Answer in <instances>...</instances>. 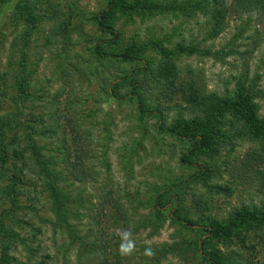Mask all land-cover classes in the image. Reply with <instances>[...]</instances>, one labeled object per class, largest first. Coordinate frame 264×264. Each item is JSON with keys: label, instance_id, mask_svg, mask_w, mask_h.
<instances>
[{"label": "rangeland", "instance_id": "obj_1", "mask_svg": "<svg viewBox=\"0 0 264 264\" xmlns=\"http://www.w3.org/2000/svg\"><path fill=\"white\" fill-rule=\"evenodd\" d=\"M106 1L0 0V264H207V233L173 211L212 229L222 264H264V17L123 0L163 9H115L111 39L92 20Z\"/></svg>", "mask_w": 264, "mask_h": 264}, {"label": "trees", "instance_id": "obj_2", "mask_svg": "<svg viewBox=\"0 0 264 264\" xmlns=\"http://www.w3.org/2000/svg\"><path fill=\"white\" fill-rule=\"evenodd\" d=\"M233 1H234V4L237 5L239 8L247 9V10L248 9L257 10L259 12V14L262 17H264V0H233ZM117 8L125 10V11H133L136 9H148V10L163 9L159 5L144 4V3H141L139 1L133 2L131 4H127L123 0H107L104 8L99 13L92 16V20L95 22V24L97 25L99 30L103 34L110 36L111 39H115L117 37L116 31L113 29V27L110 24L112 14H113L114 10ZM100 54H102V53L100 52ZM121 57L124 59H130V57L128 55H125V54H122ZM176 89L177 90L179 89L181 91L182 98H183L184 102L192 110H195L196 112H204L205 110H209L210 112H217L218 111V109L215 107V105H212L209 101L205 100L204 98H202V97L198 98L197 96H194L192 94H186L183 91L181 86H178ZM137 108L139 111V115L142 117L147 115V114H150L147 110H145L143 108V105L140 102H137ZM156 117H157V123H159L158 130L161 131L163 129L160 126V121H161L160 115L156 114ZM247 120L249 122L251 121L252 124L256 125L257 127H262V125L264 126V124L261 125V123H256L257 121L255 120V118H253L252 114H250L247 117ZM169 132H171L172 134H178L179 131L174 128L173 130H169ZM193 138L196 142V147L205 148V147H209L212 143V138L209 135L202 134V135H200V137L195 136ZM31 152H32L31 153L32 157L36 161L40 170L44 173L46 179L49 180L51 178V175L43 167L42 162L39 158V155L36 152V149H33ZM188 165H190L193 168L199 169L200 173L205 172L204 169L201 167L195 166L193 164H188ZM52 192H53L54 196H56L54 191H52ZM171 221L173 223L181 226V227H184V228H187L190 230H198V231H202L204 233H207L206 238H203L202 240H200L196 244V248L198 249L201 258L207 264H222L221 260L216 256V254H214V253L209 254L205 250H203V246L208 242L209 236L212 233L211 228H209V227L208 228L207 227H196L193 222L180 217L177 214V212H175V211L172 212Z\"/></svg>", "mask_w": 264, "mask_h": 264}, {"label": "clouds", "instance_id": "obj_3", "mask_svg": "<svg viewBox=\"0 0 264 264\" xmlns=\"http://www.w3.org/2000/svg\"><path fill=\"white\" fill-rule=\"evenodd\" d=\"M117 235H119L121 239V243L119 244V249H118L119 254L124 257L130 256L135 250V243L130 238L131 233L127 230L124 231L117 230ZM145 255L146 256L153 255V251L150 247L145 249Z\"/></svg>", "mask_w": 264, "mask_h": 264}]
</instances>
